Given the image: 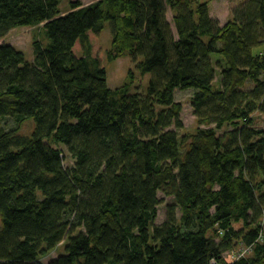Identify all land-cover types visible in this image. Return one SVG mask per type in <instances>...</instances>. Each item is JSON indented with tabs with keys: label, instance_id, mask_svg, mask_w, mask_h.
Segmentation results:
<instances>
[{
	"label": "trees",
	"instance_id": "trees-1",
	"mask_svg": "<svg viewBox=\"0 0 264 264\" xmlns=\"http://www.w3.org/2000/svg\"><path fill=\"white\" fill-rule=\"evenodd\" d=\"M59 3L0 0V40L42 25L49 41L32 61L0 43V120L18 125L0 123V264H44L64 240L47 264H264V0L223 25L208 1ZM107 21L109 59L131 56L146 90L132 69L109 88ZM176 89L194 90V133L170 129H184ZM159 191L174 203L156 224ZM239 245L252 251L224 258Z\"/></svg>",
	"mask_w": 264,
	"mask_h": 264
},
{
	"label": "rangeland",
	"instance_id": "rangeland-1",
	"mask_svg": "<svg viewBox=\"0 0 264 264\" xmlns=\"http://www.w3.org/2000/svg\"><path fill=\"white\" fill-rule=\"evenodd\" d=\"M75 0H59V11L60 13H67L71 9V3ZM83 4H89L92 2H95V0H79ZM201 2L208 1L209 7H211V16L213 18H217L220 22V25H223L227 22L228 19L232 18V12L235 7L239 3H241L243 0H200ZM167 19L171 22V25L173 27V21H172V12L170 9L168 10ZM42 25H30V26H20L12 29L8 35L4 37V39L0 40V43H11L16 48L22 49L25 53L26 59L29 61H32L34 58V47H33V41L36 39L43 40L45 43L49 42L48 39H46V36L41 30ZM100 43L103 47V53L105 55L104 57V63L107 67V77H108V86L109 88H116L121 86L123 83H125L128 80V73L132 69L134 71V75L136 76L135 80L132 83V87L134 90L143 91L147 89V85L149 83V80L151 79L150 74L141 75L137 69L135 68V65L132 61L131 56L127 55H121L119 58L115 60H110L107 53L108 50L113 47L112 44V33L110 30V22H106L105 28L102 31ZM261 47H255L254 52L257 53L261 50H263ZM218 85V83H216ZM194 90L192 89H186V90H180L176 89L175 96L176 100L179 101L183 107L181 118L183 120L184 129H176L174 126H171L170 129L172 130H178L180 135H183L184 133H194L198 129V122L197 117H195L193 106L191 105V100L193 97ZM254 125L256 127L264 129V116L259 113H254ZM1 124L5 125L8 129H13L14 127H17V123L14 118L6 117L2 118L0 120ZM34 127L32 120L24 121V123L20 126V133L26 134L32 131ZM225 129L218 130V134H221ZM64 151L66 153L64 164L66 167L70 168L71 165H73L74 160L71 158L70 155H68L66 149L64 148ZM159 197L162 199L161 204H159V210H158V218L156 219L155 223L160 224L164 220H166V214L168 207L170 204L174 203V197L173 196H167L164 195L161 191L158 192ZM178 216L180 217V214L178 213ZM1 222V218H0ZM261 223L264 225V218L262 219ZM1 226V224H0ZM241 223H236L237 228H241ZM67 240L62 241L60 245L56 247L54 251L51 252L48 256L42 258V262L44 264H47L52 258L60 256L65 253V247L68 244ZM252 251V250H251ZM250 249H245L243 246H237L234 250L235 255L232 252H227L224 254V258H228L231 260V257H235L238 255H248L250 252ZM238 252V253H237ZM220 262V261H219ZM221 264V262H220Z\"/></svg>",
	"mask_w": 264,
	"mask_h": 264
},
{
	"label": "built area",
	"instance_id": "built-area-1",
	"mask_svg": "<svg viewBox=\"0 0 264 264\" xmlns=\"http://www.w3.org/2000/svg\"><path fill=\"white\" fill-rule=\"evenodd\" d=\"M211 264H220V262L216 259V260H212V263Z\"/></svg>",
	"mask_w": 264,
	"mask_h": 264
}]
</instances>
